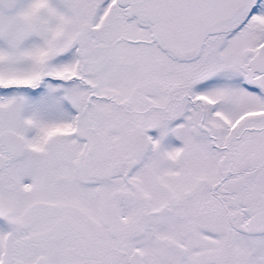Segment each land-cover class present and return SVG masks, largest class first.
Returning a JSON list of instances; mask_svg holds the SVG:
<instances>
[{
	"label": "snow or ice",
	"instance_id": "1",
	"mask_svg": "<svg viewBox=\"0 0 264 264\" xmlns=\"http://www.w3.org/2000/svg\"><path fill=\"white\" fill-rule=\"evenodd\" d=\"M0 264H264V0H0Z\"/></svg>",
	"mask_w": 264,
	"mask_h": 264
}]
</instances>
